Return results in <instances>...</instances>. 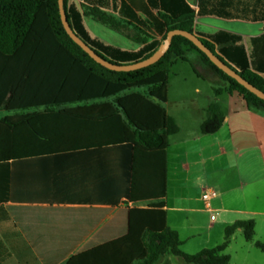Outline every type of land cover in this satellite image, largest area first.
Masks as SVG:
<instances>
[{
    "label": "crops",
    "instance_id": "0c3cea01",
    "mask_svg": "<svg viewBox=\"0 0 264 264\" xmlns=\"http://www.w3.org/2000/svg\"><path fill=\"white\" fill-rule=\"evenodd\" d=\"M69 2L80 11L82 7L96 6L114 16L122 10L144 20L140 9L146 7L156 15L147 0ZM185 2L194 14L196 37L211 43L215 53L235 71L247 67L264 79V0ZM86 19L89 18H83V25L90 37L103 42L88 31ZM152 35L154 40H161V34ZM138 49L135 45L132 51ZM192 55L213 86V95L206 105L200 106L197 99L190 103L194 109L189 114L199 115L194 131L184 128L172 116L179 131L168 138L160 164L154 157L156 151L135 147L134 168L143 174L145 161H151L150 175L145 183L142 176L139 183L137 179L139 190L135 191L132 172L131 197L120 200L118 206L104 202L115 200L117 195L108 179L113 171L109 163L102 161L104 155L99 150L130 139H125L123 115L101 117L96 106L106 101L62 102L54 112L45 108L31 110L27 120L11 127L0 122V166L6 164L0 167V264H42L34 249L50 248L73 249L58 264H132L144 256L142 232L146 228L160 231L166 227L178 234L180 250L194 255L220 246L227 226L248 220L254 222V237L241 247L237 264H264V254L254 246L255 242L264 243V110L249 109L237 92H227L228 84L220 81L195 53H188L186 61H177L172 67L189 62ZM168 88L169 85L167 91ZM219 89L222 93L216 95L214 91ZM195 93L202 95L200 89H195ZM211 104L219 106L224 122L214 134L197 135L196 128L206 119ZM1 115L0 119L5 116ZM180 135L179 146L171 152L170 138ZM22 160L29 162L17 163ZM196 166L200 172L208 171V188H199L203 180L190 174ZM3 178L12 182L11 186H5ZM207 189L217 194L208 204L212 213L202 202ZM7 190L27 197L3 199ZM120 208L129 212L128 233L81 254L83 245L104 229ZM217 219L218 238L212 242V225ZM66 235L76 237L62 246ZM77 235L87 236L76 244ZM240 235L243 232L236 231L230 243ZM232 260L230 256V264ZM157 264L184 263L166 255Z\"/></svg>",
    "mask_w": 264,
    "mask_h": 264
},
{
    "label": "trees",
    "instance_id": "16d2710c",
    "mask_svg": "<svg viewBox=\"0 0 264 264\" xmlns=\"http://www.w3.org/2000/svg\"><path fill=\"white\" fill-rule=\"evenodd\" d=\"M69 1L63 0V6L72 31L98 56L112 64H133L149 58L157 51L161 41L170 31L180 30L193 34L194 14L185 0H159V2L147 0L150 7L156 11V15L143 7L140 10L145 17L144 20L135 13L122 10L119 11L118 16H114L96 6L82 7L80 11ZM83 18H89L123 35L139 46V49L126 51L91 38L83 25ZM153 33L161 34V40H154ZM199 40L224 62L215 53L211 43L203 39ZM191 52L195 53L220 81L228 84L227 92H237L249 109L264 110V102L261 99L217 69L203 53L183 37H174L169 50L150 67L128 73L112 72L95 63L67 36L60 22L57 0H0V63L5 65L0 67V82L8 86L9 80L14 78L18 83V87L12 90L13 96L17 98L13 104L7 101L11 95H7L9 91L8 87L6 88L4 98L2 97L5 116L0 122L11 127L27 120L32 115L31 110L45 108L47 112H54L62 102L71 104L77 100L88 99L106 101L96 106L99 107L101 117L123 115L125 139H130L121 145L99 150L104 155L102 161L109 163L113 171L111 178L108 179L117 195L115 200L104 202L118 206L120 200H129L131 197L132 172L135 175L134 190H139L137 179L139 183L140 172L138 173L134 168L135 147L144 151L158 152H154V157H158L160 164L162 151L168 145V138L179 131L174 119L164 110L161 111L162 115L156 124L139 127L138 123L127 115L122 103L126 99L130 101L141 99L144 103H150V100H157L156 96L161 92H163V101L166 102L169 72L177 61H186L187 54ZM224 63L230 67L226 62ZM237 73L264 93L263 78L250 72L247 67H243ZM214 92L220 95L222 90ZM224 119L219 106L211 104L207 109L206 119L200 125L201 134L216 133ZM28 162L29 160L17 161V163ZM2 180L5 186H11L12 182L9 180L6 178ZM3 194V199L6 200H24L27 197L23 193H10L9 190L4 191ZM128 215L127 208L118 209L105 228L93 235L79 252L82 254L91 248L125 236L128 233ZM254 226L252 220L236 221L225 228L224 239L220 246L202 250L194 255L184 254L180 250L181 242L178 234L170 228L166 227L160 231L146 228L141 235L144 256L132 264H157L166 255L179 258L184 264H229L230 256L225 254V251L232 236L236 231L241 230L245 241L252 242ZM73 236H63L65 241L62 246L76 237ZM77 236L78 239L74 240L76 244L87 235ZM254 246L264 254V243L255 242ZM34 252L42 264H58L68 257L73 249H34Z\"/></svg>",
    "mask_w": 264,
    "mask_h": 264
},
{
    "label": "rangeland",
    "instance_id": "374dc122",
    "mask_svg": "<svg viewBox=\"0 0 264 264\" xmlns=\"http://www.w3.org/2000/svg\"><path fill=\"white\" fill-rule=\"evenodd\" d=\"M88 31L98 37L103 42L114 46L116 48L132 51L135 49V45L128 41L123 35L115 33L104 26L90 20H85ZM5 66L0 63V67ZM5 72L7 70L5 69ZM169 88L167 91V99L166 102L163 101V92L159 93V96H156L157 100H150V103H144L141 99L140 101H130L126 99L122 105L124 106L125 112L127 115H130L132 120L138 123L140 127H147L152 124H156L160 115H162V110L166 112V114L170 117L175 116L182 124L184 128H191L190 130L194 131V125H196V121L198 122L199 115L196 112H191L189 114L190 109H194V107H190V103L192 100L197 99L199 101V105H206L208 102V98L212 97L213 93L211 92V88L213 87L207 79L204 78L201 70V66L199 65L198 60H196L195 56H191L189 62H179L176 66L172 67L169 72ZM9 85L6 86V83L0 82V112L4 113V109H2L4 93L6 88L8 87L9 93L7 95H11L8 103L13 104L16 102L17 98L13 96V91L17 86V82L12 78L9 80ZM195 89H200L202 92L201 96L196 95ZM12 91V92H10ZM26 92L27 89H26ZM25 92V93H26ZM3 97V98H2ZM185 103L181 105L180 102ZM10 106V105H6ZM12 107V106H11ZM2 110V111H1ZM2 113H0V116ZM207 114V110H206ZM207 117V115H206ZM197 135H201L200 127L196 128ZM181 135L178 138H170V148L171 152L179 146V139H181ZM175 147V148H174ZM199 163V162H198ZM153 163L151 161H145V170L143 174H140L139 182L142 176L143 183H145V179L149 178L150 175V167ZM209 170V169H208ZM207 172L208 171H198L197 166L192 167L193 177H199L203 180L202 185L199 188H208L209 184L207 182ZM209 184V185H208ZM199 191V190H198ZM206 221V222H205ZM205 225H208V220L204 219ZM219 219L216 222H213L212 232H211V240L212 242L217 241L218 232L216 231V227H218ZM220 238V233H219ZM221 244V243H220ZM230 248L226 249L225 254L232 257V264H237L240 261V254L242 252L241 247L246 246V241L243 236H239L235 240L230 243ZM255 253H260L257 250H252ZM260 255V254H259ZM230 264V262H229Z\"/></svg>",
    "mask_w": 264,
    "mask_h": 264
},
{
    "label": "water",
    "instance_id": "95a60500",
    "mask_svg": "<svg viewBox=\"0 0 264 264\" xmlns=\"http://www.w3.org/2000/svg\"><path fill=\"white\" fill-rule=\"evenodd\" d=\"M58 10H59V17L62 27L67 34V36L72 40L74 44H76L84 53H86L90 59H92L95 63L100 65L101 67L105 68L106 70L112 72H133L140 69H144L150 67L157 63L169 50L171 45L172 39L174 37H183L189 42H191L198 51L203 53L208 60L220 71H222L225 75L229 78L233 79L236 83L242 86L251 94L255 95L257 98L261 99L264 102V93L249 84L246 80H244L235 70L228 67L224 62H222L216 55H214L208 48H206L203 43L196 37L194 34H190L188 32L180 31V30H173L167 33L166 38L161 41L159 48L157 51L150 56L149 58L142 60L140 62H136L133 64H126V65H117L112 64L100 56H98L93 49H91L86 43H84L70 28L66 14L64 11L63 0H57Z\"/></svg>",
    "mask_w": 264,
    "mask_h": 264
},
{
    "label": "built area",
    "instance_id": "2783aa9c",
    "mask_svg": "<svg viewBox=\"0 0 264 264\" xmlns=\"http://www.w3.org/2000/svg\"><path fill=\"white\" fill-rule=\"evenodd\" d=\"M216 196H217L216 192L212 189L205 190L203 195H202V202L204 203V205H205V207L209 213H212V211L210 210L208 204L212 199L216 198ZM211 219L214 220L213 215L211 216Z\"/></svg>",
    "mask_w": 264,
    "mask_h": 264
}]
</instances>
